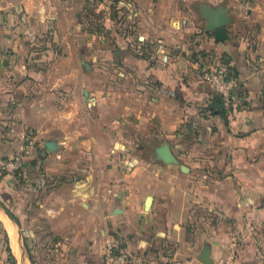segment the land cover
Instances as JSON below:
<instances>
[{
	"label": "crops",
	"instance_id": "1",
	"mask_svg": "<svg viewBox=\"0 0 264 264\" xmlns=\"http://www.w3.org/2000/svg\"><path fill=\"white\" fill-rule=\"evenodd\" d=\"M0 33V164L23 157L0 175V264H38L39 231L67 264L117 240L131 264H203L204 247L264 264V0H0ZM201 59L237 81L228 107Z\"/></svg>",
	"mask_w": 264,
	"mask_h": 264
},
{
	"label": "built area",
	"instance_id": "2",
	"mask_svg": "<svg viewBox=\"0 0 264 264\" xmlns=\"http://www.w3.org/2000/svg\"><path fill=\"white\" fill-rule=\"evenodd\" d=\"M199 71L202 80L210 87L224 106L228 107L231 103L232 92L237 87V81L230 74L228 69L222 64H216L207 59L199 60ZM23 157L15 155L5 164L8 172H16L22 168ZM114 245L107 243L104 251L105 264H131L128 256L121 253L113 254L111 251ZM220 264H230L229 260L221 261Z\"/></svg>",
	"mask_w": 264,
	"mask_h": 264
},
{
	"label": "rangeland",
	"instance_id": "3",
	"mask_svg": "<svg viewBox=\"0 0 264 264\" xmlns=\"http://www.w3.org/2000/svg\"><path fill=\"white\" fill-rule=\"evenodd\" d=\"M0 44H2L0 46V49H6L7 48V45H8V42H6V44H4V43H2L0 41ZM106 75H107V73H105L104 71H102V72H100V73H98L96 75V78L98 80L104 81L106 79V77H107ZM77 97L80 100L82 99L81 94H78ZM139 157L140 158H146L145 151H144V153L143 152L141 154L139 153ZM7 161H8V159H6V160H4V161L1 162V164H0V175H4V174L18 175L20 173L19 170L16 171V172H8L5 169V164L7 163ZM185 173H187V172H185ZM74 176H76V174L69 173L67 179H69V180L70 179H73ZM51 178L53 179L54 183H56V181H57L56 175L52 176ZM49 189H51V188H49ZM146 212H148V211H146ZM79 220H80V217H79ZM40 223H41V221H40ZM47 234L48 233H45L43 231H39L36 234V236L34 237L35 242H37V247H36V249L34 248L33 251H35V253H36V255H34V257H35L36 260H38V264H67L68 261H70V259H69L70 257L67 254L63 253L64 254L63 256L57 258L56 257V250H52V249H49V248L46 247V245L44 243L46 242L45 240H48ZM72 235L73 234L71 233V236ZM52 238L53 237H50L49 239L51 240ZM120 243H121V241L117 240L116 243H115L116 246L115 247H112L111 251L113 252V254L119 255V254L123 253V254H125V255L128 256V258H129L130 261H134V257L135 256L133 254H131L130 252H126V251L121 250L120 247H119L120 246ZM105 250H106V248H105ZM104 251H103L102 256L100 257L99 264H105ZM64 252H67V249H65ZM41 261H43V262H41Z\"/></svg>",
	"mask_w": 264,
	"mask_h": 264
},
{
	"label": "water",
	"instance_id": "4",
	"mask_svg": "<svg viewBox=\"0 0 264 264\" xmlns=\"http://www.w3.org/2000/svg\"><path fill=\"white\" fill-rule=\"evenodd\" d=\"M209 16L211 18V23L209 24L208 30L213 32L215 41L221 42L225 40L227 37L225 26L228 22V20L225 17V11L218 10L215 12H211L209 13ZM84 65L87 66L86 64ZM83 95L87 96L85 92L83 93ZM44 147L49 153H53L57 150V142L51 140L45 141ZM158 154L165 162L174 161L167 146L159 147ZM182 170H184V168H182ZM150 203H151V197L149 196L145 200V207H144L145 210H148ZM209 253H210V249L208 247H204L202 249L199 260L203 264H212V261L209 258Z\"/></svg>",
	"mask_w": 264,
	"mask_h": 264
},
{
	"label": "trees",
	"instance_id": "5",
	"mask_svg": "<svg viewBox=\"0 0 264 264\" xmlns=\"http://www.w3.org/2000/svg\"><path fill=\"white\" fill-rule=\"evenodd\" d=\"M21 169L19 171H21ZM6 212L10 216V218H12L14 221L17 222L16 218L9 211L6 210ZM22 237H23V241H24V247H25V249H26V251L28 253V258L30 259V261H32V256H31V253H30V249H29L28 244H27L26 239H25V234L22 233ZM9 263L10 264H16L15 261L13 260V258L11 257V255L9 256Z\"/></svg>",
	"mask_w": 264,
	"mask_h": 264
}]
</instances>
